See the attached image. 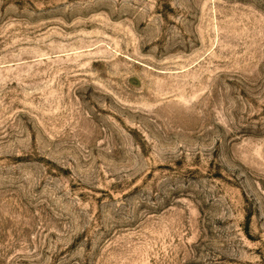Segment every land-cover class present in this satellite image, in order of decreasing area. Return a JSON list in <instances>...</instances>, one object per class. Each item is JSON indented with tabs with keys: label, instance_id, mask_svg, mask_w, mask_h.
Here are the masks:
<instances>
[{
	"label": "rangeland",
	"instance_id": "1",
	"mask_svg": "<svg viewBox=\"0 0 264 264\" xmlns=\"http://www.w3.org/2000/svg\"><path fill=\"white\" fill-rule=\"evenodd\" d=\"M0 264H264V0H0Z\"/></svg>",
	"mask_w": 264,
	"mask_h": 264
}]
</instances>
